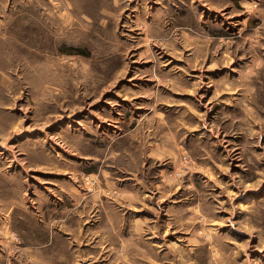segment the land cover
<instances>
[{
    "label": "rangeland",
    "instance_id": "374dc122",
    "mask_svg": "<svg viewBox=\"0 0 264 264\" xmlns=\"http://www.w3.org/2000/svg\"><path fill=\"white\" fill-rule=\"evenodd\" d=\"M0 264H264V0H0Z\"/></svg>",
    "mask_w": 264,
    "mask_h": 264
}]
</instances>
